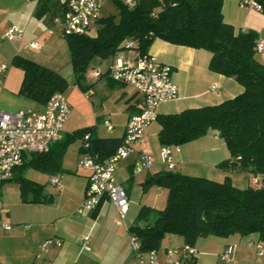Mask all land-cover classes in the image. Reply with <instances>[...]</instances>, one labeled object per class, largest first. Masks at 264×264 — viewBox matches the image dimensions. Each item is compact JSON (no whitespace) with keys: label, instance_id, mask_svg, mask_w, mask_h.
<instances>
[{"label":"crops","instance_id":"crops-1","mask_svg":"<svg viewBox=\"0 0 264 264\" xmlns=\"http://www.w3.org/2000/svg\"><path fill=\"white\" fill-rule=\"evenodd\" d=\"M37 1L0 0V63L12 64V59L20 56L53 69L65 78L62 73L68 71L67 67L63 68V65L55 62L61 54L66 66L69 62L74 76L65 36L55 21L63 15L60 10L62 1L57 0L58 4L42 15L36 14ZM222 15L224 21L232 24L234 29L252 30L256 32L257 38L264 37V12L242 7L238 0H222ZM95 24L96 21L92 22L88 36H95ZM9 28L20 30L21 34L11 39L4 37V32ZM30 41H36L37 47H31L28 44ZM148 52L172 66L171 80L178 89L175 98L157 105L158 114L217 104L243 90L242 85L233 77L209 68L211 53L206 49L173 44L155 38ZM135 56L133 47L125 46L119 47L107 57L95 56L84 78L79 80L85 82L86 89L90 88L94 93L95 90L101 92L105 100L100 105L103 106V113L107 115L103 119V126L108 131L116 127L118 133L114 136H99L96 123L78 126L71 132L65 131L62 125L58 142L65 140L64 133L67 134V139L76 129L87 126L93 127L95 135L99 137L123 136L128 118L141 110L142 96L132 86L110 79L107 69L116 59L133 62ZM259 60L264 62V56ZM97 61L101 63L100 66H95ZM94 68L99 69L101 75L93 76L91 70ZM7 77L6 75L0 97L5 89ZM73 79L75 80V77ZM33 104L35 108H29L43 109V103L33 100ZM95 118L97 120L98 115ZM105 119L111 122V129L104 125ZM159 129L157 120L151 122L145 128L142 138L133 144L131 154L117 162L115 175L129 198L128 209L121 222L115 206L107 200L87 215L77 212L88 175V171L80 164L85 155L81 138L68 141L60 168L51 173L46 172L48 175L44 183L34 180L43 185L44 201L24 202L17 184L5 180L10 185L0 192V220L10 224V228L0 226V264H29L32 261L38 264H136L127 238L128 228L135 223L141 207L157 209L155 203L161 195L162 187L146 184L152 174L172 170L216 181H223L228 177L238 187L253 184L254 178L261 177L236 166L229 169L218 167V162L229 157V151L225 141L213 129L196 139L172 146L174 166L167 169L159 156ZM73 141L78 142V147L72 152L73 160L78 165L72 163L71 157L67 159V149ZM141 153L152 155L154 164L149 169L139 167ZM79 166L81 172L78 171ZM53 176L58 177V184L51 182L50 178ZM163 199L166 202V196ZM84 236H87V239H84ZM47 239L52 241L43 247L42 244ZM258 243L261 244L260 249L257 248ZM184 244L181 235L165 233L157 249L159 260L180 258L182 251L173 250L180 249ZM193 246L196 248L194 264H264V242L258 239L256 233L243 236L232 234L227 237L199 236ZM227 249L229 258L226 260L222 253Z\"/></svg>","mask_w":264,"mask_h":264},{"label":"trees","instance_id":"trees-1","mask_svg":"<svg viewBox=\"0 0 264 264\" xmlns=\"http://www.w3.org/2000/svg\"><path fill=\"white\" fill-rule=\"evenodd\" d=\"M113 1L117 13L99 16L95 36L64 35L75 81L84 78L95 56L112 55L128 40L134 42L139 55L148 52L155 38L208 50L209 68L233 77L243 90L217 104L158 114V141L178 146L216 130L229 151V157L217 166H236L261 176L253 184L238 187L228 177L216 181L172 170L156 172L146 184L167 190L165 205L161 209L141 207L128 231L138 237L144 251L157 250L165 233L179 234L191 245L199 236L250 233L264 242V62L255 51L256 32L236 30L224 21L222 0H134L132 6L123 0ZM259 2L264 12V2ZM57 4V0H38L36 14L48 13ZM60 10L63 14L64 5ZM12 64L22 70L19 91L32 100L44 104L52 93L67 87L57 71L31 59L15 56ZM85 133H89L87 151L102 158L121 144V138L95 135L93 127L78 128L46 152L26 154L6 181L17 184L24 202L44 201L43 185L27 178L24 170L56 171L68 141ZM189 264H194L193 260Z\"/></svg>","mask_w":264,"mask_h":264},{"label":"built area","instance_id":"built-area-1","mask_svg":"<svg viewBox=\"0 0 264 264\" xmlns=\"http://www.w3.org/2000/svg\"><path fill=\"white\" fill-rule=\"evenodd\" d=\"M64 5L62 17L55 19L63 35L87 34L92 22L100 16V6L104 0H61ZM128 6L134 4V0H123ZM239 5L262 10L258 0H238ZM21 34L20 30L7 29L4 37L11 39ZM31 47H37L36 41L28 43ZM134 42L128 40L124 43L127 48H132ZM255 51L264 56V37L255 40ZM8 66L0 63V91L5 85ZM92 75H101L99 69H92ZM172 66L158 59L150 52L136 54L133 62L116 61L107 69V74L115 82L132 86L142 96L141 110L131 115L125 125L121 144L113 154L108 157H100L87 151L89 148V133L81 138V146L85 155L80 164L88 171L84 194L77 212L87 215L94 211L104 200L111 202L117 211L121 222L127 212L129 198L122 184L115 175L116 165L120 159L128 157L133 151V144L138 142L145 128L157 119V105L160 102L171 100L178 94L176 85L171 80ZM215 85L212 86L214 88ZM70 111V105L63 92L52 93L43 104V109L29 108L18 114L10 113L0 109V182L11 177L15 167L22 164L24 156L29 153H41L49 150L52 143L61 138L62 125ZM104 125L112 128L109 120H104ZM218 133V132H216ZM171 145H161L159 156L167 169L174 166L171 155ZM139 163L142 169H149L154 164L152 155L141 153ZM54 184L59 183L56 176L50 178ZM256 178H254V182ZM2 204L0 201V210ZM2 228H10V224L0 220ZM128 242L136 264H189L196 254V248L188 243L173 252L182 251L181 257L177 259L167 258L159 260L157 250L144 251L138 237L128 231ZM87 239V236H84ZM47 239L42 246L51 242ZM60 244L59 241H55ZM261 248V244H257ZM224 259L229 258V250L222 253Z\"/></svg>","mask_w":264,"mask_h":264},{"label":"rangeland","instance_id":"rangeland-1","mask_svg":"<svg viewBox=\"0 0 264 264\" xmlns=\"http://www.w3.org/2000/svg\"><path fill=\"white\" fill-rule=\"evenodd\" d=\"M117 9L113 0H104L100 7V16H106L109 14H116ZM257 57L262 60V56L257 54ZM69 61V60H68ZM67 61V62H68ZM55 62L63 65V68L67 67L68 71L66 73H62L66 78L67 87L63 91L69 105L70 111L67 116L65 123L63 124V128L67 132H71V130L77 128L78 126L90 125L96 123L97 134L99 136H114L118 133L117 128L114 127L113 130L108 131L103 126V119L107 115L103 113V106L100 104L104 102L105 98L101 95V92L95 90V93L90 89H86L83 80L76 82L73 79L74 76L70 70L69 62L66 66L64 60H62V55H58V59ZM6 63V62H5ZM8 66V74L5 89L0 97V109L18 114L20 112L27 111L29 107H34L33 100L22 94L19 91L21 81H22V70L14 64L10 62L6 63ZM100 66V62H96L95 66ZM93 93V94H92ZM93 95V96H92ZM104 105V103H103ZM98 115V119L96 120V116ZM64 137L66 139L67 134L64 133ZM78 147V142L73 141L70 143L67 149V159L71 157L73 160L72 152ZM74 165H78L76 161L72 162ZM78 167V166H77ZM140 167V166H139ZM81 170V166H79V172ZM24 175L35 181H39L44 183L46 176L48 175L44 171L36 170L31 167H27L24 170ZM253 180V179H252ZM8 182L4 181L0 185V192L6 187ZM156 186V185H155ZM1 196V194H0ZM166 189L162 188L161 195L158 201L155 203V207L157 209L162 208L165 205ZM163 199V200H162ZM1 201V197H0Z\"/></svg>","mask_w":264,"mask_h":264}]
</instances>
